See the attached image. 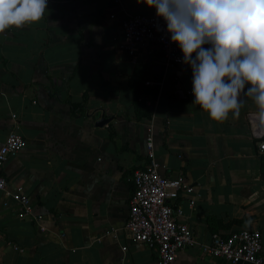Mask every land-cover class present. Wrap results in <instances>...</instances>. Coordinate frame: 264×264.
Listing matches in <instances>:
<instances>
[{"label": "crops", "instance_id": "crops-1", "mask_svg": "<svg viewBox=\"0 0 264 264\" xmlns=\"http://www.w3.org/2000/svg\"><path fill=\"white\" fill-rule=\"evenodd\" d=\"M135 11L155 14L135 0H48L40 22L0 33V143L10 129L23 139L0 169L9 191L0 192V264H158L153 248L123 230L149 125L159 171L191 186L173 203L194 236L205 240L210 227L220 230L213 220L236 219L228 230L258 229L264 252V151L246 119L256 106L241 97L239 118L212 122L192 105L188 65L159 61L155 43L130 59L117 40L120 19ZM135 64L161 72L151 114L141 119L127 83ZM83 93L84 106L71 114ZM96 107L112 116L106 125L85 113ZM17 185L32 215L18 214ZM172 264L229 263L193 244Z\"/></svg>", "mask_w": 264, "mask_h": 264}, {"label": "clouds", "instance_id": "clouds-1", "mask_svg": "<svg viewBox=\"0 0 264 264\" xmlns=\"http://www.w3.org/2000/svg\"><path fill=\"white\" fill-rule=\"evenodd\" d=\"M155 9L191 68L192 105L212 122L237 119L245 100L264 130V0H135ZM48 0H0V33L40 22ZM159 31L160 29L157 28Z\"/></svg>", "mask_w": 264, "mask_h": 264}, {"label": "built area", "instance_id": "built-area-1", "mask_svg": "<svg viewBox=\"0 0 264 264\" xmlns=\"http://www.w3.org/2000/svg\"><path fill=\"white\" fill-rule=\"evenodd\" d=\"M120 37L117 47L130 59H135L138 48L146 43L157 44L167 62L179 64L182 53L170 42L164 31L162 19L148 12L126 13L119 22ZM157 28L160 30L158 31ZM148 83V81H146ZM150 101L146 100L148 104ZM251 110L246 112L249 133L255 139L259 151H264V130L257 127ZM11 116H13L11 114ZM145 161L132 170V189L127 199V213L123 230L132 241L142 242L156 252L158 264H172L177 252L185 246L197 244L205 255L216 256L229 264H264L261 234L254 228L230 229L227 234L210 232L205 240H198L186 221L179 219L181 207L173 201L182 193L190 192L191 186L182 175L167 176L159 171V162L152 148V129L145 132ZM23 144L22 136L10 129L0 143V169L7 157L18 151ZM6 179L0 172V192L9 194ZM15 195L19 203V215H32L28 198L17 185ZM124 249V246H121Z\"/></svg>", "mask_w": 264, "mask_h": 264}, {"label": "trees", "instance_id": "trees-1", "mask_svg": "<svg viewBox=\"0 0 264 264\" xmlns=\"http://www.w3.org/2000/svg\"><path fill=\"white\" fill-rule=\"evenodd\" d=\"M161 77V72L151 70L145 64H135L133 70L128 78V87L132 96L131 105L133 113L136 119L142 117H149L151 114L150 106L145 104L146 100L152 102L157 94L158 81ZM144 80H152L151 84H144ZM86 93H83L82 100L80 102H70L71 114L77 113V110L84 106L86 100ZM112 133V132H111ZM259 174L264 178V152L260 154V167ZM220 227V230H216L214 227H210L211 232H218L221 235L228 233V227L230 221L222 222L220 220H213Z\"/></svg>", "mask_w": 264, "mask_h": 264}, {"label": "water", "instance_id": "water-1", "mask_svg": "<svg viewBox=\"0 0 264 264\" xmlns=\"http://www.w3.org/2000/svg\"><path fill=\"white\" fill-rule=\"evenodd\" d=\"M165 58H160L159 61H164ZM154 68L156 69H160V66L158 64H154L153 65ZM88 116H92L93 118V125L95 126H102V125H106L107 122L112 118L111 115H106L104 113V109L103 108H92L90 111H86L85 112Z\"/></svg>", "mask_w": 264, "mask_h": 264}]
</instances>
